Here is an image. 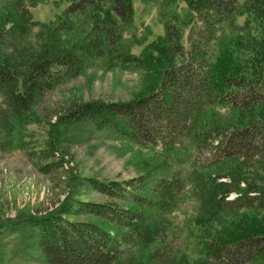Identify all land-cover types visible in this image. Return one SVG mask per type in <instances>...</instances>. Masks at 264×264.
<instances>
[{
	"label": "trees",
	"instance_id": "obj_1",
	"mask_svg": "<svg viewBox=\"0 0 264 264\" xmlns=\"http://www.w3.org/2000/svg\"><path fill=\"white\" fill-rule=\"evenodd\" d=\"M135 1L15 0L0 13L2 43L7 35L26 33L27 5H65L45 26L35 51L19 50L0 61V95L6 104L0 130L7 139L0 141L1 150L17 145L21 128L40 125L34 108L54 82L94 68L144 71L157 79L147 95L132 101H75L56 111L50 135L38 151H28L46 162L42 172L59 170L64 164L57 157L59 127L76 124H89L143 149L162 148L161 161L143 176L122 182L86 179L105 202L70 197L53 211L11 222V233L34 232L46 264H117L122 245L137 246L146 264H191L185 254L175 260L161 234L186 187L182 169L191 163L202 178L240 159L264 163V72L256 67L264 57V0H139L156 6L164 27V35L140 56L133 54L138 43ZM21 144L29 149L28 143ZM233 180L237 185L222 202L218 193L210 195L212 212L228 211L224 204L231 191L238 195L233 211L264 212V191ZM227 187L222 182L217 191ZM203 231L209 239L200 241L203 258L197 264H264V220L243 213L219 228L211 221Z\"/></svg>",
	"mask_w": 264,
	"mask_h": 264
},
{
	"label": "rangeland",
	"instance_id": "obj_2",
	"mask_svg": "<svg viewBox=\"0 0 264 264\" xmlns=\"http://www.w3.org/2000/svg\"><path fill=\"white\" fill-rule=\"evenodd\" d=\"M12 2L15 0H0V13H4ZM28 7L31 19L26 33L7 35L0 43V61L19 50L35 51L46 32L45 26L55 21L65 5L59 7L48 2L35 7L27 5V9ZM134 7L138 43L133 47V54L140 56L147 45L164 35V27L158 22L154 4L145 5L138 0ZM239 22L243 24L244 18H240ZM256 67L264 72V57ZM156 81L154 75L144 71L105 72L94 68L70 81L53 83V88L45 93L34 108V112L42 118L40 125L21 128L15 137L17 145L7 150L0 149V228H4L0 233V264H46L37 251L34 232L26 229L11 233L8 230L11 222H23L30 217L53 211L70 197L105 202V198L88 187L86 179L129 181L147 174L157 161H161V147L154 150L143 149L109 132L98 131L89 124H76L59 127L60 153H57V157L64 159L63 167L50 173L42 172L40 168L46 162H40L28 151H38L37 146L50 135L51 124L55 122L54 113L62 111L75 101H132L147 95ZM5 107L0 95V113ZM1 131L0 141L6 142L4 132ZM21 142L28 143L29 149L26 150L27 147ZM205 161L200 159V162ZM181 172L187 179L186 187L179 195L181 202L175 213L167 215L165 231H161L162 237L171 244L170 251L175 255V260L180 261L183 254L191 264L202 260L203 256L199 253L200 241L209 239L203 228L211 221L219 228L225 222L237 221L243 213L264 220V212L233 211L236 205L232 201L238 196L233 191L225 200L227 204L224 207L228 211L212 212L213 206L209 203L214 200H209L212 192L218 193L219 201L222 202L221 198L226 191L237 185L233 179L246 189L264 191V163H246L240 159L221 173H209L205 178H201L191 163H187ZM219 174L227 176L222 178ZM222 182H226L228 187L217 191L218 184ZM117 264H146L145 255L135 245H122Z\"/></svg>",
	"mask_w": 264,
	"mask_h": 264
}]
</instances>
